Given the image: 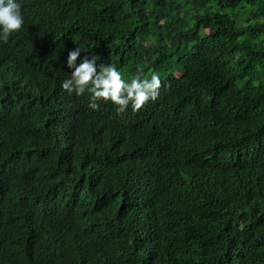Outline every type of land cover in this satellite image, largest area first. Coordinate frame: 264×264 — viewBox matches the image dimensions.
<instances>
[{"label":"trees","instance_id":"trees-1","mask_svg":"<svg viewBox=\"0 0 264 264\" xmlns=\"http://www.w3.org/2000/svg\"><path fill=\"white\" fill-rule=\"evenodd\" d=\"M0 42V264H264V0H20ZM139 111L62 89L68 53Z\"/></svg>","mask_w":264,"mask_h":264},{"label":"clouds","instance_id":"clouds-1","mask_svg":"<svg viewBox=\"0 0 264 264\" xmlns=\"http://www.w3.org/2000/svg\"><path fill=\"white\" fill-rule=\"evenodd\" d=\"M25 24V15L20 0H0V42H8L13 33L19 32ZM87 48L76 47L68 53L67 67L71 73L61 84L62 89L77 96L90 94L88 107L93 111L100 108V102H111L118 114L125 113L131 106L139 111L149 101L155 102L160 94L162 80L159 72L145 74L138 68L135 75L125 78L115 65H100L99 57H83L81 52Z\"/></svg>","mask_w":264,"mask_h":264}]
</instances>
